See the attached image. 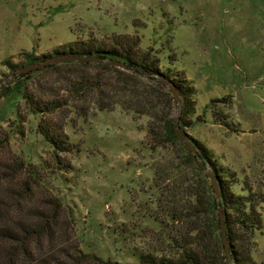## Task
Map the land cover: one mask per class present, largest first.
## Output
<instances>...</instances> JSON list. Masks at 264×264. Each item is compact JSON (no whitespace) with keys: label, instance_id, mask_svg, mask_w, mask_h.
Returning a JSON list of instances; mask_svg holds the SVG:
<instances>
[{"label":"rangeland","instance_id":"374dc122","mask_svg":"<svg viewBox=\"0 0 264 264\" xmlns=\"http://www.w3.org/2000/svg\"><path fill=\"white\" fill-rule=\"evenodd\" d=\"M112 35L137 38L163 73L176 75L180 85L188 81L189 101L180 96L178 105L168 93L155 103L164 117L188 123L183 132L208 153L219 177L233 183L232 191L263 195L251 257L264 264V0H0V81L28 65V56L48 57ZM63 63L27 79L15 76L4 85L8 91L0 90V190L17 196L6 199L9 205L31 203L28 188L32 204L55 197L72 217L83 253L138 264L136 255L149 241L170 243L175 225L159 224L163 197L154 172L185 152L180 142L152 150L146 115L118 104L99 110L95 95L84 90L71 101L69 83L102 73ZM15 83L22 95L10 89ZM221 98L228 103H211ZM54 99L66 101L43 113L30 105ZM48 125L59 130L57 148L40 132Z\"/></svg>","mask_w":264,"mask_h":264},{"label":"trees","instance_id":"16d2710c","mask_svg":"<svg viewBox=\"0 0 264 264\" xmlns=\"http://www.w3.org/2000/svg\"><path fill=\"white\" fill-rule=\"evenodd\" d=\"M138 45L137 38L131 35H112L105 42H97L95 39L80 41L56 52V55L70 54L99 59L96 62H64V65L80 67L96 66L102 73L91 81L85 76L69 83L66 92L71 96V101L76 100L81 90H84L85 96L95 95V104L99 110L112 111L118 104L127 112L148 116V135L154 146L152 150L156 151L166 143L180 145L172 120L164 117L165 109L158 108L155 103L160 95L168 96L160 78L172 84L186 102L189 101L187 96L191 98L193 92L189 91V83L185 78L178 80L182 85L176 83L174 78L177 76L163 73L155 54L151 50L140 51ZM51 56L54 55L37 59L28 56L27 62H41ZM104 60L118 61L132 71L122 70ZM46 68H53V64ZM32 73L20 74L18 77L27 79ZM82 85L85 87L82 88ZM20 87L19 83H15L10 89L22 95ZM0 90L9 89L3 85ZM23 98L28 100L27 97ZM56 100L41 103V107L33 102L30 105L34 112H51L66 101ZM216 102L228 103L225 98L211 100L213 104ZM226 119L221 117L218 123L226 126ZM178 122L181 130L183 126H188L180 118ZM48 127L41 128L40 132L57 148L58 142H61L57 133L59 130ZM180 146L185 152L182 157L169 159L163 168L159 165L154 172V186L163 197L162 201L159 199L161 202L158 207L163 216L159 224H163L165 229L168 228V222L174 224L175 229L169 231L173 235H169L170 243L167 245L159 238L146 243L136 255L138 264H225L218 207L223 214L230 264H255L251 253L255 247V232L262 230L263 195L254 192L240 195L232 191L233 183L226 176L219 177L220 169L215 168L208 153L194 143L215 177L219 190V199L216 201L206 175L196 166L194 155L186 147ZM231 176L234 178V173ZM7 190L10 189L0 190V264H118L81 251L78 241L73 237V219L70 215L65 216L67 213H64L61 202L55 197L44 195L35 205L32 204L28 188L25 193L29 195L31 203L27 204L26 201L23 205H9L6 199L13 200L17 196ZM153 218L158 223L157 217ZM166 247L169 248L168 253L164 251Z\"/></svg>","mask_w":264,"mask_h":264},{"label":"water","instance_id":"95a60500","mask_svg":"<svg viewBox=\"0 0 264 264\" xmlns=\"http://www.w3.org/2000/svg\"><path fill=\"white\" fill-rule=\"evenodd\" d=\"M99 61V59L95 58V57H90V56H77V55H70V54H61V55H54L51 56L41 62H35V63H31L28 64L26 66H22L19 67L15 70H12L10 72V75L8 77H6L5 79L0 81V88L5 85V83L7 81H9L11 78L18 76L20 74H25V73H29V72H34L40 69H45L48 65L51 64H58V63H63V62H96ZM104 61H108V60H104ZM108 63L110 65L116 66L122 70L125 71H132L131 69H129L125 64L120 63L118 61H108ZM161 83L164 85V89L171 94V96L173 97L174 101L179 105L180 104V96L179 93L177 91V89L170 84L168 81L161 79L160 78ZM173 123V127H174V133L178 139V141L185 146L192 155H194L195 159H196V163L197 166L202 170V172L206 175L214 193H215V198L216 201H218L219 199V190L217 187V183L215 180V177L213 176L212 172L208 169V167L205 165L203 159L200 157L197 149L194 147V145L191 143V141L187 138L186 133H184L179 126L178 120L177 118H174L172 120ZM217 212H218V217H219V222H220V226H219V231H220V239H221V243L223 245V251H224V255L226 257V263L225 264H230V254H229V245H228V240L226 237V232H225V226H224V222H223V214H222V210L220 207L217 208Z\"/></svg>","mask_w":264,"mask_h":264}]
</instances>
